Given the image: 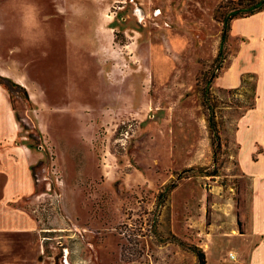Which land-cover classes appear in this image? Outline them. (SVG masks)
I'll use <instances>...</instances> for the list:
<instances>
[{
	"label": "rangeland",
	"instance_id": "rangeland-1",
	"mask_svg": "<svg viewBox=\"0 0 264 264\" xmlns=\"http://www.w3.org/2000/svg\"><path fill=\"white\" fill-rule=\"evenodd\" d=\"M250 1L0 0L37 222L35 252L12 244L0 264H246L234 130L255 80L213 82Z\"/></svg>",
	"mask_w": 264,
	"mask_h": 264
},
{
	"label": "crops",
	"instance_id": "crops-1",
	"mask_svg": "<svg viewBox=\"0 0 264 264\" xmlns=\"http://www.w3.org/2000/svg\"><path fill=\"white\" fill-rule=\"evenodd\" d=\"M228 41L231 53L213 85L217 90L237 91L245 79L255 80L253 105L235 121L234 145L240 171L251 182L250 209L243 228L253 245L246 264H264V9L233 18ZM19 135L9 94L0 85V252L5 257L15 250L12 244L24 254L35 252L37 242V222L30 209L36 189L35 158Z\"/></svg>",
	"mask_w": 264,
	"mask_h": 264
},
{
	"label": "trees",
	"instance_id": "trees-1",
	"mask_svg": "<svg viewBox=\"0 0 264 264\" xmlns=\"http://www.w3.org/2000/svg\"><path fill=\"white\" fill-rule=\"evenodd\" d=\"M250 2L252 4L250 6H248V9L246 10L247 15H245V16H250V15H252L254 13H257V12H259V11L264 9V0H251ZM245 16H243V17H245ZM235 17H239V16H236V14H235ZM240 17H242V16H240ZM3 79H5V78L0 77V80H3ZM244 82L245 81H243V85H244ZM197 256H198L199 260L201 261V264H204V256H203V254L200 253V254H197Z\"/></svg>",
	"mask_w": 264,
	"mask_h": 264
},
{
	"label": "built area",
	"instance_id": "built-area-1",
	"mask_svg": "<svg viewBox=\"0 0 264 264\" xmlns=\"http://www.w3.org/2000/svg\"><path fill=\"white\" fill-rule=\"evenodd\" d=\"M228 257H229L230 261L235 260V255L233 253H230Z\"/></svg>",
	"mask_w": 264,
	"mask_h": 264
}]
</instances>
